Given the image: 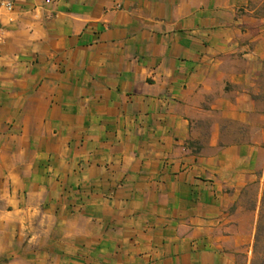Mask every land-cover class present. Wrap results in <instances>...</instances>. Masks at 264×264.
<instances>
[{
    "label": "crops",
    "instance_id": "obj_1",
    "mask_svg": "<svg viewBox=\"0 0 264 264\" xmlns=\"http://www.w3.org/2000/svg\"><path fill=\"white\" fill-rule=\"evenodd\" d=\"M4 1L0 264H247L264 0Z\"/></svg>",
    "mask_w": 264,
    "mask_h": 264
},
{
    "label": "rangeland",
    "instance_id": "obj_2",
    "mask_svg": "<svg viewBox=\"0 0 264 264\" xmlns=\"http://www.w3.org/2000/svg\"><path fill=\"white\" fill-rule=\"evenodd\" d=\"M263 89H264V82H263ZM261 99L263 101L262 107L264 111V91H263V95H261ZM257 175H258L257 181L243 190V197L241 200L242 206L246 210H256V215H257L253 245L251 248V252L248 254V257L246 258L247 264H251V262L255 258L254 246H255V237L257 233V226L259 223V219L261 218V215H263L264 213V167L258 171ZM263 226H264V218H263ZM261 249L262 251H264V236L261 244Z\"/></svg>",
    "mask_w": 264,
    "mask_h": 264
},
{
    "label": "trees",
    "instance_id": "obj_3",
    "mask_svg": "<svg viewBox=\"0 0 264 264\" xmlns=\"http://www.w3.org/2000/svg\"><path fill=\"white\" fill-rule=\"evenodd\" d=\"M263 218L264 213L261 215V218L259 219V223L257 226V233L255 237V258L251 262V264H264V251L261 249V244L263 241L264 236V226H263Z\"/></svg>",
    "mask_w": 264,
    "mask_h": 264
},
{
    "label": "built area",
    "instance_id": "obj_4",
    "mask_svg": "<svg viewBox=\"0 0 264 264\" xmlns=\"http://www.w3.org/2000/svg\"><path fill=\"white\" fill-rule=\"evenodd\" d=\"M14 8L13 4L10 2H6L4 0L0 1V44L3 40V27L1 23V18L4 10L12 11Z\"/></svg>",
    "mask_w": 264,
    "mask_h": 264
}]
</instances>
